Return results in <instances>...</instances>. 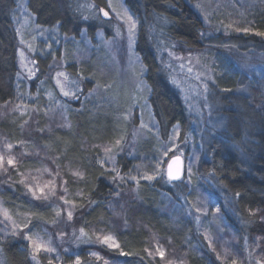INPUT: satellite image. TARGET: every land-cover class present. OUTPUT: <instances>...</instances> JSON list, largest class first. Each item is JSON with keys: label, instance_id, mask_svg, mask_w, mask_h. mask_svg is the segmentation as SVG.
I'll use <instances>...</instances> for the list:
<instances>
[{"label": "trees", "instance_id": "trees-1", "mask_svg": "<svg viewBox=\"0 0 264 264\" xmlns=\"http://www.w3.org/2000/svg\"><path fill=\"white\" fill-rule=\"evenodd\" d=\"M20 1L0 0V108L15 106L27 92V87L19 82L16 14ZM125 5L138 21L135 52L146 70L148 102L163 141L169 138L176 127L180 129V138L183 140L191 131V123L179 92L159 62L161 39L165 43H178L198 53L210 48L231 51L234 56L264 53V35H257L264 33V5L260 2L246 20L254 27L255 35L231 33L228 36L219 34L220 37L211 34L187 0H125ZM100 9L108 10L107 0L26 1V10L35 27L56 33L54 39L68 42L71 53L76 50L73 46L76 42L101 47L97 39L98 32H103L105 38L113 37L114 22L103 19ZM61 54L62 51L58 50L56 57L48 54L35 57L38 73L27 85L31 94L37 93L45 83L52 86V64L54 60L61 59ZM217 56L221 72L224 73L212 86L211 98L218 110L219 120L202 133V148L192 183L189 186L188 183L180 185L182 188L178 186L177 192L166 186L163 179L151 185L142 184L143 204L135 205V212L130 213L131 227L119 230L116 235L119 250L112 256L119 264H160L147 255L150 233L170 241L176 250L183 253L185 264H231L221 261L210 250L195 218L190 216L188 206L182 202L192 203L199 193L205 194L211 200L212 207L219 209L221 225L235 235L242 253H245L244 246L247 244V252L251 257L254 254L263 255L264 92L254 82L248 86L249 95L241 92V78L235 73L233 65L222 54ZM103 60V57L94 53L90 65L82 67L72 64L66 68L72 78L85 80L81 101L72 103L74 107L82 108L83 99L92 91L95 80L100 79L96 71L104 65ZM109 82L103 80V83ZM117 95L119 100L123 98L122 93ZM112 106L109 108L107 104L100 106L94 103L80 115L71 114L74 124L72 131L57 129L47 134L44 132L47 122L40 119L39 128L44 133L32 140L53 158L61 159L62 167L70 165L84 172V181L81 183L83 200L79 199L77 205L84 209L80 229L89 236H92V229H102L111 220L109 208L114 190L109 181L113 176L105 173L101 167L100 150L91 147L118 137L122 128L116 121L120 108ZM22 120L17 114L5 118L0 122V132L11 142L21 143ZM145 147L146 154L143 155L150 158L152 145ZM141 150L144 152V148ZM117 166L120 174L126 176L132 171L134 161L127 156H120ZM14 188V191L4 190L5 196L2 198L7 208L33 215L38 225L54 223L50 208L33 206L18 189L20 187ZM162 194H166L173 204L166 213L160 209ZM176 215H180L178 220ZM255 243L256 253L252 248ZM77 260L80 264H101L85 252L76 258L64 256L61 262L44 256H38L34 261L23 241L0 234V264H76Z\"/></svg>", "mask_w": 264, "mask_h": 264}, {"label": "rangeland", "instance_id": "rangeland-1", "mask_svg": "<svg viewBox=\"0 0 264 264\" xmlns=\"http://www.w3.org/2000/svg\"><path fill=\"white\" fill-rule=\"evenodd\" d=\"M26 1L19 2L16 26L19 39V82L27 87V92L15 106L0 108V122L15 114L23 119L21 143L11 142L0 132V155L4 157V163L0 165V234L23 241L28 246L32 259L35 256L34 261L36 257L44 256L61 262L64 256L76 258L85 252L101 264L105 262L119 264L112 256L119 250L116 235L119 230L124 231L131 227L130 213L135 212V205L143 204L142 184L151 185L163 179L166 186L172 187L177 192L178 186L182 188L180 185L188 183L189 186L192 183L202 148V133L219 120L218 110L211 98L212 86L215 85L216 79L221 77L220 74L224 73L221 72L217 54H222L229 61L228 63L233 65L235 73L241 78L240 91L249 95L247 89L253 82L264 92V53L251 52L245 56H239L240 54L234 56L231 51L214 50L216 48L198 53L189 51L178 43H165L161 39L158 51L159 62L167 72L169 81L179 92L191 123V131L183 140L180 138V129L176 127L171 131L169 138L163 141L148 102L146 70L135 52L138 21L127 9L125 0H107L109 13L107 17L100 11L103 19L114 22L113 37L105 38L103 32H98L97 39L101 47L76 42L73 44L76 50L72 53L68 50V42L54 39L55 36L57 37L56 33L35 27L26 10ZM187 1L192 4L193 10L211 30V34L219 37V34L228 36L231 33L255 35L254 27H251L252 25L246 20L254 6L259 2L264 5V0ZM129 16L135 25L131 36L127 21ZM58 50L62 51V57L60 60H54L52 64L53 74L50 78L52 86L45 83L37 93L31 94L27 85L38 73L35 57H43L46 54L56 57ZM94 53L104 58V65L96 71V75L102 80H95L92 91L82 101V108H76L73 104L81 101L85 80L80 77L72 78L66 72V68L72 64L82 67L90 65ZM58 73L63 75H57ZM105 79L110 82L103 83ZM65 91L69 93L68 96L64 95ZM119 93H122L123 98H121L124 101L119 100L120 97L117 95ZM94 103L100 106L107 104L109 108L112 105V107L118 106L120 109L116 121L122 128L118 137L112 138L113 140L105 144L91 147L100 150V164L105 173L113 176L109 184L114 192L109 208L111 220L104 224L102 229H92V236H89L80 229L84 209L77 205L79 199L83 200L81 183L84 181V172L70 165L62 167L61 159L53 158L36 143H32V140L38 134L44 132L49 134L57 129L72 131L74 124L70 118L71 114L80 115L84 109ZM40 119L47 122L43 133L39 128ZM118 140L119 144L116 143ZM8 144L12 145L11 149L7 148ZM149 144L152 145V155L147 158L143 153L146 152L145 146ZM141 148H144V152ZM107 149L110 151H106ZM120 156H127L134 161L132 171L126 176L120 174L117 166V159ZM9 157L14 160V165L7 163ZM176 158L183 161L184 174L179 181L173 182L167 178V168ZM146 175L154 178L144 179ZM73 183L75 184L70 186ZM17 186L33 206L50 208L55 219L54 223L38 225L33 215L7 208L2 198L5 196V189L14 191V187ZM30 188L32 191H29ZM41 188L44 190L43 194L40 192ZM33 191L41 198L36 199L32 194ZM45 196L47 199L44 198ZM65 200L71 203L66 204ZM159 202L163 213L169 212L173 205L166 194H162ZM182 202L188 206L190 216L195 218L210 250L221 261L231 264L233 260L238 264L244 262L264 264V251L263 255L254 254L251 257L247 252L246 244L245 253L241 252L235 235L221 225L218 218L219 209L212 207L211 200L205 194L199 193L192 203ZM3 210L7 211L10 219L4 216ZM69 212L72 213L71 219L68 218ZM176 217L178 220L180 215ZM28 236L33 240L42 241L54 251L35 253L32 241L27 239ZM105 236L113 238V246L110 247L102 242ZM252 248L256 253L257 243L252 244ZM146 249L148 257L159 261L160 264H185L183 253L176 250L170 241L159 239L156 234L150 233ZM157 249L164 253L163 257L159 255Z\"/></svg>", "mask_w": 264, "mask_h": 264}, {"label": "snow or ice", "instance_id": "snow-or-ice-1", "mask_svg": "<svg viewBox=\"0 0 264 264\" xmlns=\"http://www.w3.org/2000/svg\"><path fill=\"white\" fill-rule=\"evenodd\" d=\"M100 11L103 13V15L105 17H107L109 15V13L107 11H105L104 9H100ZM127 21H128V23L130 25V27H129V35L131 36L132 35V29L135 27V25L132 22V18L130 16L127 18ZM257 35H264V33H257ZM21 55H23V53H21ZM30 75H34V73H30ZM57 75H63V73H58ZM57 83H59V81H57ZM64 95L65 96H68L69 93L65 91L64 92ZM116 143L119 144L120 141L118 140V141H116ZM7 148L8 149H11L12 148V145L11 144H8L7 145ZM106 151H110V149H107ZM3 163H4V157L2 155H0V165H3ZM7 163L9 165H14V160L11 157H9L8 160H7ZM76 175H80V174L79 173H76ZM168 175H169V178L170 179H180V173H179V171H177L176 173H173L171 171V168L169 169ZM153 178H154L153 176H147V175L144 177V179H147V180H151ZM29 191H32V189L30 188ZM43 191H44L43 188H41L40 189L41 194H43ZM32 194H33V196L36 199H40L41 198L40 196H37L36 195V192H34V191L32 192ZM44 198L47 199L46 196ZM64 202L66 204L67 203H71L68 200H65ZM3 214H4V216L6 218H9L10 219V217L8 216V213H7L6 210H3ZM57 215H59V212H57ZM68 218L69 219L72 218V213L71 212L68 213ZM25 227H27V224H25ZM27 239L30 240V241H32V247H33V251L35 253H39L40 251H44V252L54 251V249H51V248L47 247L42 241H40L38 239L37 240H33L31 236H28ZM98 239H101V238L98 237ZM102 242L105 243V244H108L110 247L113 246V244H114L113 238L111 236H105V237H103L102 238ZM115 246L118 247V245H115ZM157 251H158L159 255L161 257H163L164 253L162 251H160L159 249H157ZM122 254L126 255V253H122ZM93 255H95V253ZM149 255H151V253H149ZM33 259H35V256H33ZM50 264H51V262H50ZM76 264H80L79 260L76 261ZM105 264H107V262H105ZM232 264H238V262L236 260H233L232 261Z\"/></svg>", "mask_w": 264, "mask_h": 264}, {"label": "water", "instance_id": "water-1", "mask_svg": "<svg viewBox=\"0 0 264 264\" xmlns=\"http://www.w3.org/2000/svg\"><path fill=\"white\" fill-rule=\"evenodd\" d=\"M171 168V171L173 173H176L177 171H179L180 173V179L183 177V174H184V163L181 159L179 158H176V159H173L169 165H168V168H167V178L170 180V181H179L180 179H170L169 178V175H168V172H169V169Z\"/></svg>", "mask_w": 264, "mask_h": 264}]
</instances>
